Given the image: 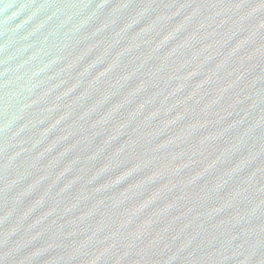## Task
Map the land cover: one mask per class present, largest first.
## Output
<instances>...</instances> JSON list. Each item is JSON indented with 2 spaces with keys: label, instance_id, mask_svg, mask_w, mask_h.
Returning <instances> with one entry per match:
<instances>
[{
  "label": "water",
  "instance_id": "obj_1",
  "mask_svg": "<svg viewBox=\"0 0 264 264\" xmlns=\"http://www.w3.org/2000/svg\"><path fill=\"white\" fill-rule=\"evenodd\" d=\"M0 264H264V0H0Z\"/></svg>",
  "mask_w": 264,
  "mask_h": 264
}]
</instances>
